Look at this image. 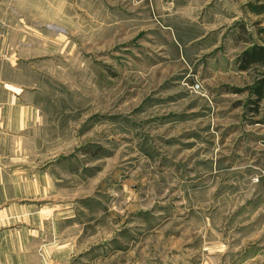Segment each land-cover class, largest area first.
<instances>
[{
  "label": "rangeland",
  "instance_id": "rangeland-1",
  "mask_svg": "<svg viewBox=\"0 0 264 264\" xmlns=\"http://www.w3.org/2000/svg\"><path fill=\"white\" fill-rule=\"evenodd\" d=\"M63 1L16 80L39 119L0 143L52 182L22 192L59 205L62 264H264V69L235 66L264 0Z\"/></svg>",
  "mask_w": 264,
  "mask_h": 264
},
{
  "label": "crops",
  "instance_id": "crops-1",
  "mask_svg": "<svg viewBox=\"0 0 264 264\" xmlns=\"http://www.w3.org/2000/svg\"><path fill=\"white\" fill-rule=\"evenodd\" d=\"M63 10V0H0L1 144L34 126L39 119L35 103L23 101L28 93L16 80L20 70L26 68V62H30L28 53L34 39L43 40L38 26L44 18L46 25L48 18L42 15ZM248 45L247 48L253 44L248 42ZM22 175L12 168L8 155L0 153V264H62L69 250L66 251L60 241L63 235L59 205L37 204L35 207L26 202L29 195L22 192L23 188L46 192L44 188L52 182L42 176L29 179Z\"/></svg>",
  "mask_w": 264,
  "mask_h": 264
},
{
  "label": "trees",
  "instance_id": "trees-1",
  "mask_svg": "<svg viewBox=\"0 0 264 264\" xmlns=\"http://www.w3.org/2000/svg\"><path fill=\"white\" fill-rule=\"evenodd\" d=\"M256 14H264V5H257L255 7ZM264 64V45L253 44L249 48H245L241 51V54L236 58L235 66L237 71H247L248 69L256 66L262 68ZM247 92L253 100L249 103L247 108L250 114H256L257 104L264 97V74L255 78L253 84L248 87ZM234 93L238 92L232 89ZM264 143V140H263Z\"/></svg>",
  "mask_w": 264,
  "mask_h": 264
},
{
  "label": "built area",
  "instance_id": "built-area-1",
  "mask_svg": "<svg viewBox=\"0 0 264 264\" xmlns=\"http://www.w3.org/2000/svg\"><path fill=\"white\" fill-rule=\"evenodd\" d=\"M263 69H264V64H263ZM189 89L194 94L199 93L201 90L200 85L198 83H194L193 85H191V87H189Z\"/></svg>",
  "mask_w": 264,
  "mask_h": 264
}]
</instances>
